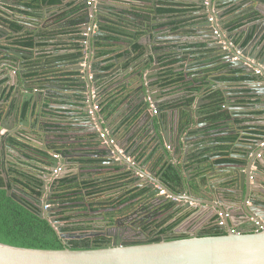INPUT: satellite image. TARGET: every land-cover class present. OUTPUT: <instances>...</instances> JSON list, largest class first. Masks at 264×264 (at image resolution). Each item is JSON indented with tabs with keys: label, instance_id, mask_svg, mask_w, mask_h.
<instances>
[{
	"label": "water",
	"instance_id": "95a60500",
	"mask_svg": "<svg viewBox=\"0 0 264 264\" xmlns=\"http://www.w3.org/2000/svg\"><path fill=\"white\" fill-rule=\"evenodd\" d=\"M15 1L0 0L1 19L9 18L13 20L22 16V13H18L20 11L18 9L25 7V5ZM124 2L122 0H97L96 3L93 2V5L91 4V7L88 5V14L84 18L80 16V13H75L74 7H71L69 10L71 18H65L61 25L56 24L55 26L48 24L49 17L46 15L45 5L41 4L38 7L40 11V17L37 19L38 23L35 27H31L37 34L56 38L59 36V32L52 31V28H60L61 26L68 27L67 33H77L75 37L79 40L80 48L68 53L70 55L79 53L78 58L74 62L77 67L73 68L79 71V75L72 78V81H74L71 84L74 83L79 86V88H74L73 90L78 92L76 96L77 103L83 106L81 109L86 113L83 121L89 122V126L83 134L86 138L85 140L99 141L101 151L92 154L76 153V155H69L68 157L64 155L60 158L55 154L51 173L44 177L46 185L43 189L48 195L44 197V208H36V210L40 217L49 220L54 225L65 240L66 247L63 249H44L0 242V264H264V224L261 227L256 222H253L257 226L256 230H246L242 227L234 230V218L228 216L226 217V223L229 226V230L226 234L221 235L192 234L180 239H156L139 242L119 240L103 246L93 245L87 249H74L69 245L68 239L110 235L108 230H92L84 234L80 232H63L64 223L59 222L57 217L54 216V212L57 210L52 203L54 188L49 184L68 173L69 166L67 165L70 163L71 158H74L77 163L76 171L78 169L81 171L84 167L80 164L82 157L96 156L104 158L102 162L105 164L119 166L120 171H129L133 175L134 172L139 173L136 178L132 176L135 180L143 179L142 182L148 184L150 192H147V197L149 198L147 202L150 204L158 203L154 199L155 196H159L158 199L164 202L170 199L166 195L160 194L162 188L166 189L167 193L172 196L181 197L170 188L164 177V173L169 168H172L178 176L179 187L182 191L184 193L188 191L195 198H202L200 205L204 204L213 207L214 201H218L217 206H214L215 209L221 210L223 214H226L225 211H227L228 205L224 202V198L219 196L221 193L223 196L225 193L228 201H236L240 195H247L249 199L250 194L253 197L251 201L264 208V189L257 187V185L262 183V181L259 182L257 179L262 178L261 174L264 170V134L255 133L259 136V139H252L253 144L247 145L249 150L245 151L244 154L233 155L235 158L241 159V161L227 163L226 167L230 170L229 174L224 171L221 173L218 172V170H221L220 167H222L219 164L211 165V167L207 165L216 156L203 154V150H209V148L216 146L218 144L217 141L206 140L207 144L204 149L195 150L194 155L191 154L193 149L201 146L199 142L201 138H204L203 127L194 121L195 118H201L199 109L206 103L203 99L199 102L197 101L195 107H190L189 104H186L182 108L190 113L189 122H176L178 124L174 128L176 127L179 130L175 138L173 135L170 138L169 129L172 124L169 120L164 122L162 114L155 117L151 115V108L157 109V112L163 111L161 105L153 97L155 90L152 79L159 77V57L156 55L158 53L154 51L158 47L155 46L157 38L154 41H145L148 44L145 46L147 48L143 54L145 64L141 70L133 72L135 67L132 65L127 70L120 69L121 73H123V75L120 74L122 85L118 84L117 86L124 87V95L128 99L135 98V102H137L133 103L132 112L127 120L129 121L137 114L141 115V119L126 134H124V131L127 130L128 126L121 128V132L116 134L112 122L101 123L105 115L99 109V99L110 89H113L115 82L110 84V74L103 70L99 58L96 57L97 54L100 50L105 49L104 47L107 44L118 43L122 47L129 48L138 39V34L143 39H147L149 36H157L152 28L156 27L158 23L153 21L151 14L148 15L142 11L145 9L144 6L133 1ZM195 4L197 9L202 7L206 10V14H202L205 20L203 22H201V19L196 20L198 21L196 29L200 30L198 34L203 35L202 39L207 47L220 51L224 49V53L227 55L226 58L233 63V70H242L249 75V81L256 80L259 83L253 86L252 90L246 91L249 95H256L259 98V102L240 107L242 108L241 114L250 115L254 111L264 115V75L255 72L256 68L264 67V0H195ZM228 4L233 5L235 8H241L239 12L230 15L228 18L229 20L241 18L239 21L243 23L242 27L235 28L232 31L227 29L226 24L229 20H224L227 13L221 11L223 6L225 7ZM12 7L17 9L11 10ZM219 11L221 12L219 13ZM256 11H260L263 16L258 17ZM48 13L50 12L48 11ZM198 14H201V12H198ZM24 17L27 16L24 14ZM254 17H257V19L250 20ZM217 19L220 22H216ZM146 20H148L147 23ZM216 23L221 27V30H217L218 25ZM26 26L28 27L29 24H26ZM242 29V41L240 44H236L229 35ZM223 31L228 35L223 37V39L227 40V44L220 42L224 35ZM10 33L14 34L15 31L7 24L0 22V49L5 50L6 53L0 56V60L3 61V65L14 70L6 75V81L0 91V96H2L0 99V132L2 128H8L9 124L14 123L13 129L15 131L13 132V129L8 128L9 136L22 138L19 131H16L17 129L37 130L34 125L30 126L24 123V120H26L24 113L27 112L26 114L30 115L34 111L36 112L35 105L37 104L40 107L43 101H55L56 99L52 97L55 96L52 91L58 88L64 89V87L56 84H43L42 88L45 89H37L39 88V81L42 82L45 79L39 80L40 77H36V75L27 76V73L38 72L43 68L26 67L22 58L33 59L35 55L28 50H12L11 46L5 43ZM98 37L103 39H98ZM200 40L197 39L194 43H198ZM246 42L247 44L244 45ZM99 43L103 46L99 47ZM259 48L261 49L259 50ZM237 53L240 57L239 60L236 59ZM152 55L155 56H153V59L151 58ZM250 59L251 61H249ZM117 62L118 60H116ZM147 67L150 68V71L155 70L156 72H149L144 76L143 73L146 72ZM3 89H5L4 93H2ZM102 89L105 90L103 93H101ZM68 91L70 92L69 95L73 96L69 89ZM58 94L66 98L65 93L61 90ZM66 94L68 96V93ZM243 94L245 93L241 95ZM149 97L150 99H148ZM251 99L247 98V100ZM130 104L132 102L127 105ZM226 111L228 112V110ZM168 112L167 118H170L172 113L175 121L177 116L176 109ZM231 113L236 114L237 112ZM120 114L121 111L118 113V118ZM145 115L147 116L146 120L143 119ZM95 118L98 119L96 121L98 124L95 123ZM156 119L162 121L164 141L157 130ZM202 119L205 120L204 118ZM250 124L252 122L247 120L246 125L250 129L264 132V126ZM119 126H123V122ZM142 132L147 133L145 139L152 136L153 133V137L149 140V143L145 144V148L141 145L144 141V138L141 137L143 135ZM44 133L42 132L41 135H44ZM101 133H107V142L101 137ZM130 144L132 145L131 149L126 150ZM168 146L173 148V157L168 152ZM45 148L46 146L44 145L43 149ZM135 150H141L140 153L147 150L146 157H143L142 162L134 160V163H132L130 161V157H132ZM182 153L186 157L184 161L181 163L173 162V158L177 159ZM157 154L162 156L155 157ZM194 156L198 159V162L195 163L193 161L190 164ZM162 157L168 162V165H165L164 171L158 174L156 170H158V163H160ZM56 171L57 174H55ZM188 172L195 173V181L190 179L191 175ZM223 173L227 178L224 179V176H222L221 181H215V183H204L203 181V179H210L214 175ZM229 175L230 177H228ZM222 183H226V186L219 187L223 186ZM135 185L136 183L133 186ZM8 195H14L11 189L8 191ZM190 202L191 200L189 199L188 205H190ZM232 207H236L235 202L232 203ZM238 209H241V207ZM228 211H230L229 208ZM257 215V217H263L259 218L263 221L264 215L261 213H257Z\"/></svg>",
	"mask_w": 264,
	"mask_h": 264
},
{
	"label": "crops",
	"instance_id": "0c3cea01",
	"mask_svg": "<svg viewBox=\"0 0 264 264\" xmlns=\"http://www.w3.org/2000/svg\"><path fill=\"white\" fill-rule=\"evenodd\" d=\"M70 0H59V2L52 4L50 2H48V0H16L15 2H18L20 4L25 5V7H22L21 9H18V13H22V16H20L19 18H15L13 19L14 22L16 24H19L21 26H24L23 29L21 31H17L15 34H11L6 38L5 43L7 45H10L12 48L16 49V50H28L30 53H33L35 55V57L33 59L28 58V57H24L22 58L23 63H26L28 66H34V67H38V68H43L41 70H39L38 72H34L33 74L36 75V77H40L39 80L45 79L41 81H39L38 86L40 89L42 88L43 84H56L59 86H63L64 89L58 88V89H54L52 91V94H54L55 96H52L54 99H56L55 101H51V100H47V101H43L42 105L40 107H38V105H35V109L36 112L34 111V113H31L30 115L26 114L27 112L24 113V117L26 118V120H24V123L31 125H34L35 127H37V130H20L17 129L16 131H19V133L21 134L20 136L22 138H18L20 140L25 139V141H29L31 145L33 146H39L41 148H43V146H46V149L49 147L48 145H51V143L54 140V137L56 135H63L62 133L59 134V132L61 130H65L64 132L66 134L72 133L73 135L76 136H80L81 138H85V136L83 135L87 129V127L89 126V122H84V117H86V113L81 109L83 106H81L79 103H77V91L75 92L73 89L74 88H79V86L76 84H71L72 78L76 77L79 75V71L74 70L73 68H76L77 66L74 64L76 59L70 60V61H65V62H54L52 60V57H56V56H60L62 54L66 55L69 54L70 52L75 51L74 45L77 44L79 42V40L75 37V35H77V33L75 32H66V28L68 27H63L61 26L60 28H52V30L59 32V36L56 38H51V37H46V36H41L39 34H37V32L32 29L31 27H35V25L38 23L37 19L40 17L39 14V9L38 7L41 4L45 5V10H46V15H48L47 17H49V22L48 24L52 26H55L56 24L61 25V22L63 21V19L65 18H69L70 15L69 14V10H70ZM177 1V2H176ZM174 2H169L167 0H151V2H144V1H136L139 4H144V8L146 9V7L150 6V7H155L156 8H160L164 7V8H175L177 10V14L173 13L170 11H167V14L164 11H160L162 13L161 17H156L152 14V19L153 21H157L158 24H164V25H170L171 30L173 31V35H170V39L167 40L168 42L162 43V44H169L171 46V50L168 52H165L164 56H168V61L171 62V64H167L166 67L164 68V72H168V73H177L179 76L184 74V71H188L187 69L189 68V65L191 64L190 61L194 60L193 57H190L189 53H191L189 51V49H186L188 46L197 44L194 43L195 40L201 38L202 35L198 34L200 30L196 29V26L198 24V19L201 18V14H198V9L197 7L194 5L195 0H188V2L185 0L183 2L182 5L178 6V0H176ZM247 1V0H246ZM164 4V5H162ZM69 6V7H68ZM152 7V8H153ZM235 7L233 5H227V6H223V9L221 10L222 12L225 11L227 13V15L225 16L224 20L227 21L229 20V16L235 14L236 12H239L241 10V8ZM17 8L12 7L11 10H15ZM48 11L50 13H48ZM175 11V10H174ZM219 11V13L221 12ZM24 14L27 17H24ZM171 14V15H170ZM181 15H185L187 16V21L183 20V19H179L178 16ZM256 15L258 17H262L263 14L260 11H256ZM32 18V19H31ZM156 19V20H154ZM241 18H237L235 20H229L227 22V29H229L230 31L234 30L235 28H239L243 26V23L240 22ZM257 17H254L250 20H256ZM187 22V23H186ZM216 22H220L218 19L216 20ZM25 24H29V26L27 27L28 30H26L25 28ZM216 25H218V23H216ZM221 30V27L218 25L217 26V30ZM243 29L241 31H238L236 33L232 32L231 35H229V37H232V40H234V42L236 44H240V42L242 41L243 35L242 32ZM66 32V33H65ZM224 35L221 38L222 43L227 44V40L223 37L228 36L226 34L225 31ZM154 36H149L150 41H154L155 38H153ZM264 37V34H263ZM27 38H32L35 40L36 44L38 46H35L34 48H27V47H22V46H17L12 44V41H15V39H27ZM98 39H103L98 37ZM153 39V40H151ZM99 41V40H98ZM162 42V41H161ZM135 44L139 45L140 49L138 51H136L135 53H127V50H124L125 48H123L122 46H120L118 43H113V44H107L103 49L101 50L96 57L99 58V61L103 62V66L102 68L106 71L109 70V76H110V84H113V82H115V85L113 87V89H110L106 94H108V97H112V96H117V97H122V91L123 88H121L120 86H117L118 84L122 85V78L121 75H123V73H121V70H127L130 68L131 64L134 63L132 61H136L137 59L140 58V56L142 55L143 51H145V47L141 42H136ZM157 44H161L159 42H157L155 45ZM246 43H244V45H246ZM259 44V42H258ZM257 44V45H258ZM201 45L205 46L204 43H201ZM99 47L103 46L100 43L98 44ZM225 47L227 48V46L225 45ZM185 48V49H183ZM183 49V50H182ZM195 47L192 49L193 51ZM210 49V48H208ZM261 48H259L260 50ZM132 50V49H131ZM147 50V49H146ZM202 50V49H201ZM212 51V53L210 54L211 57H217L218 55H224V49L223 50H218L216 49L215 51L213 50V48L210 50ZM69 52V53H68ZM261 52H263V50H261ZM5 50H1L0 49V56L5 55ZM195 55L197 56L198 53L196 52ZM238 55V53H237ZM153 57V56H152ZM220 57V56H219ZM1 58V57H0ZM116 60H118V62L116 63ZM2 60H0V91L2 89V85L5 83V77L9 72L14 71L13 69H10L9 67L5 66L2 64ZM71 62V63H69ZM132 62V63H131ZM224 63H227V61ZM226 65V64H224ZM119 68V69H118ZM225 70H228L225 69ZM224 70V76L226 79L222 80V79H210L209 81L212 82V86L216 89V90H220L223 94L222 96L226 97V101L229 100L227 98H230V96H233L235 92L239 93V92H243L245 91V94L241 95L239 94L237 99H239L240 101V106L243 107L245 105H253L255 102L258 103L259 102V98L256 95H249L247 92L253 89V86H255L256 84H259L258 81H249V80H244L241 81L237 76L239 75L238 73L230 72L227 71V73H225ZM192 72V70H191ZM237 74V75H236ZM165 75V74H164ZM194 75H190L189 78H192ZM219 76L218 73L214 74V78ZM199 77H201V75H199ZM170 76H165L163 77V79L161 78H154V90L155 93L153 95V97L156 99L155 101L158 102L163 111L162 112H158V113H154L155 108H151L150 112L152 116H157L159 114H162L164 117L163 121H167L169 120V122L172 124V127L169 129L170 130V138L176 137V134L178 132V128H174V126H177L179 122L181 123V121L183 123H188L189 122V116L190 113L187 110H184L182 108L185 107L186 104H189L190 107H195V104L197 103V101L199 102L201 99L205 100V102L207 104L204 103V105H208L209 101L207 99L208 96H205L203 94V92H199V91H192V89H190L187 85L183 84V83H177L175 85H169L168 84V80H169ZM188 78V79H189ZM182 79V77H181ZM214 80V81H213ZM183 81V79L181 80V82ZM224 85L228 86L227 87V91H224ZM116 86V87H115ZM35 89V90H37ZM43 89V88H42ZM68 89L71 91V93H73V96L69 95V91ZM62 91L65 93V96H61L58 94L59 91ZM5 89L2 90V93H4ZM247 91V92H246ZM68 93V96L67 94ZM100 97L99 100V105L101 106V109L103 106V104H105L104 102L106 101L105 95ZM101 95V94H100ZM230 95V96H229ZM2 98V96H0V99ZM150 98V97H149ZM194 98V101H191V99ZM247 98H252L251 100H247ZM123 99L125 101L126 97L123 96ZM127 100V99H126ZM130 100V99H129ZM124 102L121 107L116 110V111H110V108L108 109H103V114L104 119L101 120V123H113V127H115V133L119 134L121 132V128H125L126 126H128L127 130L124 131V134H126L127 132H129V130H131L132 128H134V126L137 124V121L139 119H141V115H136L135 117L131 118L129 121L127 120V118L129 117V114L131 113L132 110V104L127 105L128 101ZM252 100H255L254 102H252ZM131 101V100H130ZM238 101V102H239ZM229 103L226 102L225 105ZM252 103V104H251ZM203 105V106H204ZM96 108V107H95ZM173 109H176V119L174 121V118L172 117V113H171V117L167 118L168 115V111H172ZM39 110V111H38ZM240 110L242 111V108H240ZM119 111H121V114L118 118V113ZM240 111V112H241ZM219 113H222V117L220 119H211L210 117H208L206 120L207 122L201 123L200 118L198 119V124L200 126L203 127V129L207 130L206 135L204 134V138H201L200 142L201 146L198 147L197 149H193L191 154L194 155V151L195 150H199V149H204V146H206V140L212 141V142H219V138L220 137H224V135L226 137L228 136H232L235 135L234 132L233 134H224V108L220 110ZM33 116V117H32ZM146 116V115H145ZM144 116V117H145ZM239 118V122L242 126L241 131H239L238 133H236L237 135V140L236 142L239 144H234L231 147L230 152H234L235 155L236 154H244L245 151L249 150V147H247V145L253 144L252 139H259V136H257L256 134H264V132H261L257 129H250L247 124V120L251 121L252 124L250 125H257V126H264V115L262 113H258V112H254L252 111V113L250 115H244V114H240ZM157 118V117H156ZM196 119V118H195ZM98 119L95 118V123H97ZM195 121V120H194ZM123 122V126H119V124ZM156 126H157V130L158 132L162 135L163 141L164 139V132H163V127H162V121L157 120L156 119ZM175 122V123H174ZM238 122V121H237ZM245 122V123H244ZM196 123V121H195ZM14 123H11L8 125V128L13 129L14 128ZM98 124V123H97ZM197 124V125H198ZM49 127H51V132L50 134H48L49 136H47V142L48 145L45 144L44 142H42L40 140L39 137H44L42 134V131L44 130H50ZM8 128H2L0 134L1 135H6L8 132ZM64 128V129H62ZM42 129V130H41ZM12 131V130H11ZM15 131V129H13V132ZM149 131V130H148ZM58 133V134H57ZM256 133V134H255ZM142 138H144V141L141 143V145L143 146V148H145V144L149 143V140L153 137V133L152 136H149L147 139H145L147 133L146 132H142ZM17 138V137H16ZM39 138V139H38ZM82 139V140H83ZM83 141H87V140H83ZM250 141V142H249ZM0 143H2V147H3V141L2 139H0ZM79 142L75 143L78 144ZM86 144V143H85ZM183 145H185V143H183ZM219 145V143L217 144ZM131 144L127 147L126 150L131 149ZM141 146V148H142ZM2 147L0 149H2ZM71 149V150H70ZM70 149L67 151V153L65 154H61L62 156L67 155V157L69 155H76L77 154H83L84 152H91V148H79L77 146H71ZM78 149V150H77ZM184 149V148H183ZM76 150V151H75ZM219 150V149H218ZM101 151V149H100ZM141 150H135V152L133 153V156H137L141 162L143 160V157H146V153L147 150H145L143 153H140ZM168 152L171 154V156L174 154L173 152V148H170V146H168ZM216 158L214 159V162L216 163H222L221 162V157L219 151H217L215 153ZM55 156V154H54ZM158 156H162V155H155V157ZM173 157V156H172ZM185 154L182 153V155H180V157L173 158V162L177 161V162H183L185 159ZM235 158V157H234ZM3 158L0 157V169L3 170V166L4 164H2V162H4L2 160ZM237 161H241V159H237L235 158ZM74 158L70 159V163L67 165L69 166L68 169V173L65 175H72V174H76L79 173L81 174L82 172H85V170L83 169L82 171H80L78 169L77 170V163L74 161ZM131 160V157H130ZM81 161V160H80ZM164 161V162H162ZM193 161L195 163L198 162V159L194 158L192 159V162H190V164L193 163ZM81 164V163H80ZM83 164V163H82ZM211 162L208 163V167H211ZM159 167L157 168L158 170V174H160L162 172V169H165V165H168V162L165 161V159L160 160V163H158ZM189 165V164H187ZM220 169L218 170V172H223L224 171V164H219ZM76 168V169H75ZM232 169V168H231ZM5 170V169H4ZM229 170V169H228ZM74 171V172H73ZM230 171V170H229ZM263 173L262 178L261 179H257L259 182L260 181H264V170L262 171ZM191 176L192 174L190 172H188ZM121 175L123 173H121V171L116 170V172L113 173H109L107 176H111V175ZM139 174V173H138ZM222 175V174H221ZM219 175H214L212 176L210 179H203L204 183H215V181H221L222 178ZM220 177V178H219ZM132 177L130 178H126L122 181H120L119 183L113 184L111 186H109L108 188H106L107 193H112L114 195L122 194L123 192H121V190H130V187H132L134 185V183H130ZM130 181V182H129ZM122 184V185H120ZM124 185V187H122ZM122 187V188H121ZM258 188L264 189L262 183L260 185H257ZM174 192H176L178 195H180V198H177L176 196H174L177 200V204H182L185 205L187 208H189L191 211L194 210V214L193 216H190L186 219V221H183L180 225L179 228L180 230H187V229H199L202 226L203 229H211L214 227H218V218H214L211 217L209 218L210 214H217V212L221 213V210H216L214 206H217V204L219 203L218 201H214L215 203L213 204L214 206L211 207L210 205H200V203L202 202L201 199L202 198H195L193 197V195H190L188 193V191L186 193H184L182 191V189L180 187L176 188L173 190ZM125 193V192H124ZM221 197L224 198V196L222 195V193L219 195ZM194 198V199H192ZM189 199L191 200L190 205H188ZM206 200V199H205ZM208 202V201H206ZM224 202L227 204L226 200H224ZM228 208H229V214L233 215L230 217L234 218V225L235 228L238 227V225L241 223V219L238 217L239 216V210L238 205H236V207H232V203H228ZM232 207V208H231ZM227 208V209H228ZM258 213H261L262 215H264V208L262 207H258L257 209ZM175 211H180V209H178V207L174 208V210L172 209L170 212L174 213ZM199 211V212H198ZM202 212V214H200L202 217H197L198 213ZM222 216L223 213H221ZM234 214L237 216V219L234 217ZM204 215V216H203ZM196 216V217H194ZM263 218V217H262ZM239 228V227H238Z\"/></svg>",
	"mask_w": 264,
	"mask_h": 264
},
{
	"label": "trees",
	"instance_id": "16d2710c",
	"mask_svg": "<svg viewBox=\"0 0 264 264\" xmlns=\"http://www.w3.org/2000/svg\"><path fill=\"white\" fill-rule=\"evenodd\" d=\"M142 1L146 3L151 2V0ZM167 1L174 2V0ZM48 2L55 4L59 2V0H48ZM152 7L148 6L146 10L149 14H153L156 17L162 16L160 11H164L166 14L167 11L172 12L171 14H177L175 8L161 7L159 10V8L155 9V7ZM178 18L182 19L183 16L179 15ZM4 22L7 26L11 27L15 33L21 31L24 27L16 24L14 20L9 18H6ZM26 30H28V28H26ZM12 44L27 48L38 46L32 38H27L25 40L15 39V41H12ZM194 47L195 51L192 50ZM74 48H80L79 42L74 45ZM187 48L191 52L189 56L193 57L194 60L190 61L191 64L187 69L188 71H184V74L181 76L177 73L166 72V76H170L168 84L175 85L177 83H183L192 89V91L203 92L205 99L206 96H208L207 99L210 100V103L204 105L202 110L211 119H220L223 114L219 112L224 108L225 96H222L223 93L220 90H216L209 80L226 79L224 70L227 68L231 69V63H222L219 61V58L211 57L210 49L204 47L201 43L188 46ZM134 49L138 51L140 49L139 45L136 44ZM196 52L198 53L197 56L195 55ZM78 56L79 53H73L71 55L62 54L52 57V60L57 63H62L77 59ZM26 67L30 68L32 66L26 65ZM233 71L239 74L237 77L241 81L249 79V75L245 74L242 70H231L230 72ZM33 73L34 72H28L27 76H34L35 74ZM215 73H218L219 76L214 78ZM191 74L194 76L189 78ZM199 75H201V77H199ZM181 77L183 79L182 82ZM126 99L124 101L123 97H107L102 110L110 108V111L114 112L126 102ZM191 101H194V98H192ZM49 129L50 130H44V132L50 134L51 127H49ZM64 131L61 130L59 132V134L62 133L63 135L60 134L54 137L53 142L51 145H48L49 147L47 149L33 146L29 141H25V139L20 140L7 134L0 137L3 141V147L2 143H0V148L2 147V149H0V157H2L4 161L2 162V164H4L3 170L0 169V242L22 247L44 249H63L66 247L65 240L61 237V234L58 233L54 225L49 220L40 217L37 210L33 208L28 201L24 200L21 196H19V198L16 197V193L13 196L8 195V191L10 189L12 190L13 187L22 191H28V193L31 194L39 193L41 195L42 192L39 188L44 184L43 177L51 173L54 154L63 155L67 153L71 146L91 148V152H84L86 154L100 152L99 141H83L86 138L83 139L72 133L66 134ZM236 138V134L228 137L224 135V137L219 138V145H216L214 149L215 152L219 151L220 156H222L221 161H224V154L227 155L230 152L231 147L237 140ZM77 142L79 143L75 145ZM103 160L104 158L96 156L82 157L80 163H83L82 165L84 167L82 170L84 169L85 172L67 175L53 181L51 185L54 188L52 203L57 207L54 216L57 217L59 222L64 223L63 232H80L84 234L95 230L93 228V223L101 224L103 221H106V223L109 224L111 223L109 221L113 219L112 207L115 205H118L117 207L119 208L127 207L128 204L131 203V200L148 192L146 188L139 189L136 187L131 191L126 189L121 190V192H125L122 194L118 193L114 195L112 193H107L106 188L124 179L123 175L115 174L107 176L109 173L116 172L118 166L105 164L102 162ZM162 171H164V169H162ZM164 177L172 190L179 187L180 182L178 176L172 168H169L164 173ZM122 187H124V185ZM173 204V201L167 202L165 204L167 206L166 210L172 208ZM173 217L174 215L170 214L164 221L159 223L161 228L158 230V234L173 233L174 228L189 217V213L182 215L171 225H166ZM218 228L219 227L207 229L208 231L204 235H221L227 233ZM104 230L105 229H103V231ZM186 237H188L186 234H175L166 239H180ZM106 238V236L98 235L73 238L67 241L74 249H87L105 241ZM98 246L102 245L99 244Z\"/></svg>",
	"mask_w": 264,
	"mask_h": 264
},
{
	"label": "flooded vegetation",
	"instance_id": "af4514ba",
	"mask_svg": "<svg viewBox=\"0 0 264 264\" xmlns=\"http://www.w3.org/2000/svg\"><path fill=\"white\" fill-rule=\"evenodd\" d=\"M70 1H72V2H70ZM70 1H69L70 4H71L70 7H74L73 9H74L75 13H80V16H82L84 18L88 14L87 13V10L89 8L88 5H90V7H91V4L93 5V2L96 3L97 0H89V1L88 0H70ZM122 1H125L124 3H127L129 1H133V2L137 3L136 1H142V0H122ZM174 1H176V0H174ZM186 1L188 2V0H186ZM183 2L184 1H182V0H178V4H179L178 7L180 5H182ZM137 4H139V3H137ZM139 5H144V4H139ZM194 5L196 6L195 3H194ZM139 11H141V10H139ZM142 11H144L145 14L150 15L147 12L146 9H143ZM198 11L201 12V18L200 19H201V22H203L205 20V18L202 16V14H206V10L204 8L200 7L198 9ZM68 15H70V12H69ZM151 16H152V14H151ZM69 18H71V16ZM182 19L187 21V16L183 15ZM4 21H5V19L3 20V19L0 18V22L5 23ZM147 22H148V20H146V23ZM164 24L160 23L156 27L152 28V30L155 31L156 34H157V36L156 37L154 36L153 38H157L156 39V43L157 42L161 43V44L155 45V46H158V47H157V49H154V51H156L158 53L156 55L159 57V69H158L159 77L158 78H160V79L161 78L163 79V77L166 76V72H164L165 71L164 68L166 67V65L169 64V63L171 64V62L168 61V56H164L165 52H168V51L171 50V46L169 44H167V43L166 44H162V43H164L165 40H166L165 42H168L167 40L170 39V35L171 34L173 35V31L171 30L170 25H164ZM138 27H140V26H138ZM25 28H27V26H25ZM67 29L68 28H66V30ZM31 30H32V28H31ZM202 37H203V35L201 36V38H199L202 41L200 40V41H198V43H204L205 44L204 47L209 48V47H207V45H206L205 41L202 39ZM151 40H153V39H151ZM145 41H150L149 37L147 39H143L138 34V39H136L134 41V43L132 45H130L129 48H126V47H123V48H125L124 50H127V53L128 52L129 53H135L136 52L135 49H134V46L136 45L135 43L136 42H141L144 45V47H145L146 44H148ZM11 49L14 50V48H12V47H11ZM146 49L147 48L145 47V50ZM183 49H185V48H183ZM186 49H188V48H186ZM211 49L212 48H210V50ZM213 50L215 51L214 48H213ZM21 51H26V50H21ZM144 52L145 51H143V53H142V55L140 56L139 59H137L136 61L135 60L132 61L134 63L131 62L132 63L131 65L135 67L133 72H137V70H141L142 66L145 64V61L143 60ZM211 53L212 52L210 51V54ZM152 56H154V55H152ZM152 56H151V58L153 59ZM226 56L227 55L224 54V55H218L216 57V58H219L220 59L219 61L222 62V63H224V61L225 62L227 61L228 64L231 63V69L225 70V73H227V71L233 70L232 69L233 63L230 62L226 58ZM100 62H101V64H103L102 61H100ZM25 65H27V64L25 63ZM101 66H103V65H101ZM104 71L106 73L109 72V70L108 71L104 70ZM149 72H153L154 73L156 71L155 70L150 71V68L147 67L146 72L143 73V75L145 76ZM154 81H156V80L152 79V83L155 86ZM224 86H225L224 87V91H227V87L228 86H226V85H224ZM122 88H123V91H122L121 96L122 95L125 96L124 95L125 88L124 87H122ZM43 89H45V88H43ZM104 91L105 90L102 89L101 93H103ZM101 93H99V95ZM241 93H245V91L239 92V93L235 92L233 96L229 95L230 98H227V99H229L227 101H226V97H225V103L226 102H229V103H227L226 105L224 104V134H233V132H234V134H236L239 131H241V129H242V126H241V124L239 122V118H242V117H240V114H241L240 107L241 106H240L239 99H237V96L241 97V96H239V94H241ZM108 94L105 95V98L108 97ZM148 99H150V98H148ZM127 100H129L128 97H127ZM130 100L128 101V103L132 102V107H133V103H137V102H135V98H130ZM205 104H207V103H205ZM203 105L199 109L200 113H201V116H200L201 117L200 118L201 123L207 122L206 119L209 117L202 110ZM99 109L102 110L100 105H99ZM226 110H228L229 113ZM235 111L237 112L236 114L231 113V112H235ZM154 113H158V112L156 111ZM202 118H204L205 120H203ZM143 119L146 120L147 116H145ZM198 119L196 118L195 121L198 122ZM203 131H204V134L206 135L207 130L203 129ZM42 132H44V131H42ZM7 135H9V132H7ZM43 136L44 137H39L40 140L48 145L47 139L49 137L47 138V136H49V135L47 133H44ZM236 143L237 142H235L234 144H236ZM214 148H215V146L213 148H210L209 150L208 149L203 150L204 151L203 154H211L212 156H215L216 152H215ZM233 155H235V153L233 151L229 152L227 155L224 154V161H221L222 163H216V162H214V160H212L211 161V163H212L211 165L224 164V172H228V174H229V170H228V167H226V164L227 163H233V162L237 161L234 158ZM134 160H137L138 162H141V160L137 156L131 157L130 161L132 163H134ZM112 166H115V165H112ZM118 169H119V166H118ZM119 171H120V169H119ZM121 173H123L121 175H123L124 179H126V178L128 179V178L132 177L131 178L132 181L131 182L129 181V182L130 183H134V184L136 183L135 186H132L130 188V191L133 188L138 187L139 189H142V188L145 189L146 188V189H148V192H150L149 191L150 189L148 188V184H145L144 182H142L143 179H140V180L139 179H137V180L134 179V177L136 178V176H138V174L136 172H134V175L132 173H130L129 171H121ZM190 173L192 174L190 179H192V181H195V179H196L195 173H193V172H190ZM222 176H224V179L227 178L224 175V173L220 177H222ZM44 177H43V180H44ZM228 177H230V175ZM52 183L53 182H50L49 185L51 186ZM263 183H264V181L262 182V185L264 187ZM45 185H46V182L44 180V184H42L41 188H39L40 191L42 192L41 195L39 193H32L31 194V193H28V191H22V190H19V189L15 188V187H13L12 192L14 194L16 193L15 196L18 197V198H19V196L23 197L24 200L28 201L29 204L33 206V208H35V209L36 208H44V206H43L44 197L48 195V193L44 192V189H43ZM222 185L223 186H219V187L226 186V183H222ZM158 197L159 196H155L154 197V199L157 200L156 202H158L157 204H153V203L150 204V203L147 202V200L149 198L147 197V192H145V194L143 193L142 196H140V197H138V198H136L134 200H131V203L128 204L127 207L119 208V207H117L118 205H115L114 207H112L111 210H112V214H113V219L109 221L111 223L107 224L106 221L105 222L103 221L101 224L100 223H97V224L93 223V228L95 230H103V229H105V230H108V232L110 233V235H103V236H106L107 238H106L105 241H102V242L98 243V245L100 244V245L103 246V245H107L109 243H112L114 241H119V240H122V241L127 240V241L139 242V241H144V240L166 239L167 237L175 235V234H186L187 236H189V235H192V234L204 235V234L207 233L208 230L207 229H203L204 226H202L199 229L180 230L179 225H178L177 227L174 228V232L173 233L169 232V233H165V234H158V230L161 228L159 223L161 221H164L165 218L168 215L173 214L174 217L166 225H171L176 219H178L179 217H181L184 214H188L189 213V217L197 214V213L194 214V210L191 211L185 205L177 204L179 202H177L176 199H172V198L169 199L167 202L173 201L174 204H173L172 208H170L169 210H166L167 206L165 204L167 202H164L163 200L160 201V199H158ZM252 198L253 197L250 194H249V199H248L247 195H240L237 198L236 201H233V200L232 201H228V200H226V196H225V193H224V200H226V202L228 201L227 204L235 202V204L238 205V207H241V209L237 210L240 213L238 217L241 219L240 220L241 223L238 225V227H242L243 229H246V230H256L257 229V226L254 225L253 222H256V224L261 226V227H262V224H264V219H262L263 221H261L259 218H262V217H257L258 216L257 215L258 212H257L256 209L259 207V205L254 203V202H252L251 201ZM53 206L56 207L55 205H53ZM176 207H178V209H180V211H175L174 213H171L170 211L172 209L174 210V208H176ZM225 212H226V214H223L224 216H222V214H221L222 212L221 213L217 212L216 215L215 214H210L209 218H211V217H214L215 219L218 218V227H219L218 229L227 232L229 230V226L226 223V217L227 216L230 217L231 214L228 213L229 212L228 209ZM200 214H202V212L198 213L197 217H202ZM231 216H233V215H231ZM194 217H196V216H194ZM234 217L237 219V216L235 214H234ZM184 221H186V220H184ZM221 221H224V226H220V222ZM231 227H233V226H231ZM238 227L235 228L234 230H237Z\"/></svg>",
	"mask_w": 264,
	"mask_h": 264
},
{
	"label": "built area",
	"instance_id": "2783aa9c",
	"mask_svg": "<svg viewBox=\"0 0 264 264\" xmlns=\"http://www.w3.org/2000/svg\"><path fill=\"white\" fill-rule=\"evenodd\" d=\"M249 61H251V59H250ZM252 62H254V61H252ZM255 72H256L257 74L264 75V67H258V68H256V71H255ZM96 108H97V107H96ZM154 112H156V110H154ZM101 137L104 139L105 142H107V140H108V135H107V133H101ZM112 142H113V141H112ZM56 156L60 158L62 155H61V154H57ZM55 174H57V171L55 172ZM160 194H162V195H166V196L169 197L170 199H171V198H172V199H176L174 196L168 194L167 191H166V189H163V188L161 189ZM223 225H224V221H221V222H220V226H223Z\"/></svg>",
	"mask_w": 264,
	"mask_h": 264
},
{
	"label": "bare ground",
	"instance_id": "6f19581e",
	"mask_svg": "<svg viewBox=\"0 0 264 264\" xmlns=\"http://www.w3.org/2000/svg\"><path fill=\"white\" fill-rule=\"evenodd\" d=\"M239 58H240L239 55H237V56H236V59L239 60Z\"/></svg>",
	"mask_w": 264,
	"mask_h": 264
},
{
	"label": "clouds",
	"instance_id": "9594fccd",
	"mask_svg": "<svg viewBox=\"0 0 264 264\" xmlns=\"http://www.w3.org/2000/svg\"><path fill=\"white\" fill-rule=\"evenodd\" d=\"M157 111V109H155Z\"/></svg>",
	"mask_w": 264,
	"mask_h": 264
}]
</instances>
